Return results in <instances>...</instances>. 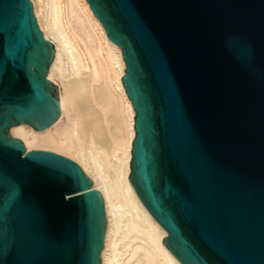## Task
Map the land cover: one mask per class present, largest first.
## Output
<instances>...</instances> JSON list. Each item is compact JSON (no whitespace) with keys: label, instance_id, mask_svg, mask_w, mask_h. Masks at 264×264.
Returning <instances> with one entry per match:
<instances>
[{"label":"water","instance_id":"95a60500","mask_svg":"<svg viewBox=\"0 0 264 264\" xmlns=\"http://www.w3.org/2000/svg\"><path fill=\"white\" fill-rule=\"evenodd\" d=\"M123 52L129 182L179 264H264V0H86ZM30 0H0V264H103L104 199L9 129L60 117ZM67 196H72L67 199Z\"/></svg>","mask_w":264,"mask_h":264},{"label":"bare ground","instance_id":"6f19581e","mask_svg":"<svg viewBox=\"0 0 264 264\" xmlns=\"http://www.w3.org/2000/svg\"><path fill=\"white\" fill-rule=\"evenodd\" d=\"M55 57L46 77L58 85L61 114L44 131L9 129L26 153L45 151L76 163L104 199L103 264H179L164 231L129 182L135 117L122 85L123 52L108 39L86 0H30ZM72 196H67V199Z\"/></svg>","mask_w":264,"mask_h":264},{"label":"rangeland","instance_id":"374dc122","mask_svg":"<svg viewBox=\"0 0 264 264\" xmlns=\"http://www.w3.org/2000/svg\"><path fill=\"white\" fill-rule=\"evenodd\" d=\"M47 81H48V79H47ZM56 84V83H55ZM57 85V84H56ZM57 90H58V85H57ZM58 93H59V90H58Z\"/></svg>","mask_w":264,"mask_h":264}]
</instances>
